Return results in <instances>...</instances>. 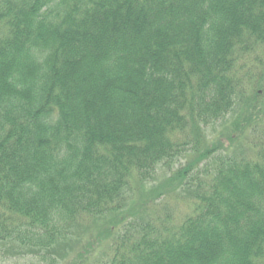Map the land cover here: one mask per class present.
<instances>
[{"label":"trees","instance_id":"obj_1","mask_svg":"<svg viewBox=\"0 0 264 264\" xmlns=\"http://www.w3.org/2000/svg\"><path fill=\"white\" fill-rule=\"evenodd\" d=\"M255 46L264 0H0L2 258L60 255L97 223L101 264H264V144L210 160L204 138L236 100L231 145L264 109L235 72ZM174 164L181 220L107 223Z\"/></svg>","mask_w":264,"mask_h":264},{"label":"rangeland","instance_id":"obj_2","mask_svg":"<svg viewBox=\"0 0 264 264\" xmlns=\"http://www.w3.org/2000/svg\"><path fill=\"white\" fill-rule=\"evenodd\" d=\"M235 72L239 73L238 77L241 83V87L239 88H241L240 92H242L240 96L243 97V101L248 95H251L252 90H255L259 93L258 97L251 96L255 97L252 102L255 100L254 104L258 106L264 105V46H255L245 56L241 57ZM242 108L241 102L236 100L233 113L229 114L224 121L206 128L204 137L206 145L217 146V153L210 160L217 157V155H236L248 158L257 156V150L264 144V109L258 111L259 117L257 119L253 116L252 111L249 112L248 116L254 118H250L253 120V123H251L249 118H245L246 115L242 117L243 123L240 125L242 126L241 136H237L232 145L228 142L229 133L225 135V132H223L226 125H229L226 130L229 131L231 122L240 117V110ZM235 137L236 134L232 136L233 139ZM191 160L192 156L189 157L188 162H191ZM186 163V160H181L180 165H185ZM204 164H201V167ZM180 165L174 164V166L159 167L155 176L146 179V181L140 183L141 185L135 186L134 193H128L125 200L119 206L117 213L121 214L107 216L105 218L107 223L112 224L116 219L121 220L128 216L135 219V216L139 214L137 212L141 211L148 212L146 214L145 212H141L143 213L142 221L156 222L169 217L173 222L181 220L187 212L191 201L189 203L187 199L186 202L183 199L185 188L179 189L174 183L169 181L176 171L180 169ZM140 204L148 206L143 207ZM87 224L84 223L81 228L85 230V234L82 230H78L75 236L72 237L77 238L78 245L74 242L73 244L70 243L69 240L67 242L69 247H66L60 255H54L53 252L49 254L47 252L48 254L46 255L33 257L30 255L21 256V254L17 256L7 252L5 258H2L3 255L0 254V264H94L96 262L101 264L103 262L101 260L105 259V252H110L109 246L112 244L113 237H104L102 232L103 225L95 223L94 226L100 228V232L96 237V239L98 238V243L92 245L91 241L94 235H96V227L94 228L93 226L92 229H88L85 226ZM2 252L4 254L6 250H2ZM17 252L15 251L16 254ZM24 253L26 251L22 254Z\"/></svg>","mask_w":264,"mask_h":264}]
</instances>
